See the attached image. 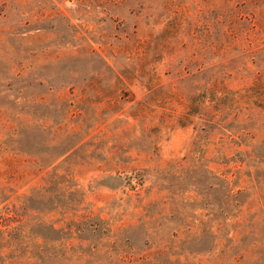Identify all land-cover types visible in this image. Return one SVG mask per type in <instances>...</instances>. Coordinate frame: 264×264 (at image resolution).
Instances as JSON below:
<instances>
[{"label":"rangeland","instance_id":"1","mask_svg":"<svg viewBox=\"0 0 264 264\" xmlns=\"http://www.w3.org/2000/svg\"><path fill=\"white\" fill-rule=\"evenodd\" d=\"M163 1L0 0V264H264V38Z\"/></svg>","mask_w":264,"mask_h":264},{"label":"trees","instance_id":"2","mask_svg":"<svg viewBox=\"0 0 264 264\" xmlns=\"http://www.w3.org/2000/svg\"><path fill=\"white\" fill-rule=\"evenodd\" d=\"M229 1L230 0H222L223 7L216 10L215 14L213 11L211 12V20L208 19L207 16H204L203 21L199 25L197 23L199 15L196 17L190 16L191 21L187 24L188 30L186 33L189 37H195L201 42L194 51L198 62L194 59L189 62L190 65L194 64L192 70L204 68L205 65L199 66V59L206 58L208 53H217V51L222 48L218 39H212V37H214L212 28H216L217 33L224 40H228V38L239 40L242 37H245L244 39H250L249 37H251L254 41V46H257L258 42L261 41L259 39L264 38V0H235L236 5L232 4L231 6ZM163 2H167L168 5H171L167 0ZM175 23L178 25L177 22ZM197 25L198 27H196ZM179 31V28H175L176 33H180ZM180 34L182 35L183 32ZM238 49L241 60L245 55V50L243 48ZM256 50L257 47L253 49V52L255 53ZM250 51L252 52V50ZM221 64H223V62H221ZM187 67H189V65H187ZM209 69L210 68L207 66L204 71L211 72ZM208 75L209 79H211L212 89L210 90L213 98L216 96L215 92L223 91L218 88V85H220L222 81L210 73H208ZM225 94L228 100L240 101L264 110V68L254 73L251 83L244 87L240 93L234 91L225 92ZM260 156L261 155L258 153L255 155L257 158L256 161Z\"/></svg>","mask_w":264,"mask_h":264}]
</instances>
